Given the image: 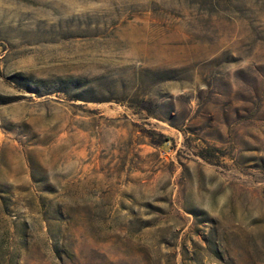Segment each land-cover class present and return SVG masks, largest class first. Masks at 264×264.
<instances>
[{
  "label": "rangeland",
  "instance_id": "rangeland-1",
  "mask_svg": "<svg viewBox=\"0 0 264 264\" xmlns=\"http://www.w3.org/2000/svg\"><path fill=\"white\" fill-rule=\"evenodd\" d=\"M0 264H264V0H0Z\"/></svg>",
  "mask_w": 264,
  "mask_h": 264
},
{
  "label": "trees",
  "instance_id": "trees-1",
  "mask_svg": "<svg viewBox=\"0 0 264 264\" xmlns=\"http://www.w3.org/2000/svg\"><path fill=\"white\" fill-rule=\"evenodd\" d=\"M168 141H169V139H166L164 142H166V143H167Z\"/></svg>",
  "mask_w": 264,
  "mask_h": 264
}]
</instances>
